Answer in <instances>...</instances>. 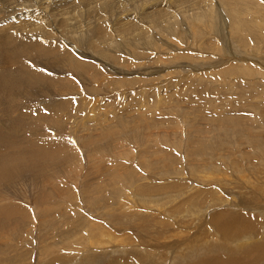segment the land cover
I'll return each mask as SVG.
<instances>
[{
    "label": "rangeland",
    "instance_id": "obj_1",
    "mask_svg": "<svg viewBox=\"0 0 264 264\" xmlns=\"http://www.w3.org/2000/svg\"><path fill=\"white\" fill-rule=\"evenodd\" d=\"M0 1V264L45 258L51 234L81 238L127 177L149 186L181 168L193 187L215 168L264 171V0ZM221 176L210 187L237 200Z\"/></svg>",
    "mask_w": 264,
    "mask_h": 264
},
{
    "label": "bare ground",
    "instance_id": "obj_2",
    "mask_svg": "<svg viewBox=\"0 0 264 264\" xmlns=\"http://www.w3.org/2000/svg\"><path fill=\"white\" fill-rule=\"evenodd\" d=\"M82 2H84V0ZM39 4H43L46 6L48 5V3L44 4L43 2L42 3L40 2ZM112 5H113L112 0H106L101 2L100 4L97 5L95 4V7L106 9V6L108 7ZM226 7L228 6L226 5ZM227 10L230 13V10L229 9ZM227 10L222 15L226 17L228 16L232 34L234 32L237 33V30L239 31V27H240L239 23L241 21V16L240 18L239 16L233 17L232 14L230 15L227 13ZM231 11L233 12V9ZM156 17H160V14L155 13V15L151 16V18H156ZM209 19L210 21L212 20L211 18ZM235 20L237 22H235ZM249 23L251 24L250 20ZM200 26L199 28L202 27ZM220 26L222 30L225 28V27L223 28L221 24ZM212 28H214V26ZM199 34L201 33L199 32ZM246 35L247 34H245V36ZM246 63H248V59ZM249 64L251 65V63ZM245 156L247 155L244 154V157ZM230 161H232V159ZM248 165L249 167L242 165L243 169L240 168L236 169L230 165L229 167L230 170L221 169L220 171L218 168H215L214 172L213 170L206 173L204 172L205 174L202 177L206 180H209V182H204V181L201 182L200 180V182L204 186L202 184L200 185L197 184L198 186L190 187L191 183H189V181L185 179L186 176L183 177L187 171L185 172L181 168L179 171H177L179 174L178 176L172 174H165V175L160 174V176L166 178L167 182L170 181L178 182L167 187L169 189L175 188V190H171L170 197L168 196V199L166 200L165 199L154 200L152 198H149L150 196H144V195L163 190L167 182L154 183L149 186H142V185L136 186L139 183L134 184L135 181H133L132 179L129 180L128 177L127 178L125 177V175H121V177H124L131 182V184L129 185L131 190L127 192L126 189H121L114 192L115 190L113 189L115 196L114 198L117 199L116 207H111L110 205H108L105 208L108 209L109 212L102 210V214L92 211L93 213L92 216H90L88 212L89 216L87 215L86 217L84 216L87 225L85 228L80 230V232L84 233L82 234L83 236L81 238H80L81 235L79 236V232H78L70 237H67L66 239L58 241V243L60 242V244H51L57 242V241H53L54 236H52L51 234V236L49 237L51 240L49 244L46 245L45 252L43 253L46 255L45 258H43L44 262H42L43 259L39 258L40 257L39 254L38 257L36 256V260L37 262L41 261V263L43 264H65L64 257L62 256L65 255V257L68 258V260L70 261V262L68 261L70 264H264V220H263L264 219V202H263L264 185L262 184L255 185L258 183L256 179L264 180V171L261 172L258 169L259 167L254 165V163ZM192 168L194 169V167H191V170ZM250 168L251 169L253 168V170L256 171L257 173L253 181L247 182L243 180V178H245L246 173L249 172L248 169ZM200 171L201 170H199L198 172ZM222 172L224 176V181L228 182L230 184L229 186H232L229 189L228 188L225 189V191H227L228 194L233 193V197L238 196L237 200H232L230 199L229 196H223V194L221 195L220 192L222 191V189L220 188L222 187L221 185H223L221 184L223 182V179L221 178ZM230 172H232L233 174L235 173L234 176L238 178H229ZM215 175H217V177L212 178ZM151 177L152 179L155 180L160 179V177L153 175ZM185 184H187L188 186L184 188V191H177V188L182 187ZM237 184H242V185H237ZM121 185L122 187L128 186L126 182L125 184H121ZM213 185L214 186L219 185L220 188L218 187H217L218 189L215 187L211 188L210 186ZM135 191H137V193L139 192V194L141 195L133 196V193H135ZM124 193L127 195L125 196ZM77 207L79 209V206ZM76 215L81 216V213L79 214L78 211V214ZM87 230L89 232H87ZM65 243H69L68 244L69 246L65 247L64 245V247L60 249L59 246H62ZM59 250H62L61 251L62 255L60 254ZM37 262L35 263L37 264Z\"/></svg>",
    "mask_w": 264,
    "mask_h": 264
},
{
    "label": "snow or ice",
    "instance_id": "obj_3",
    "mask_svg": "<svg viewBox=\"0 0 264 264\" xmlns=\"http://www.w3.org/2000/svg\"><path fill=\"white\" fill-rule=\"evenodd\" d=\"M42 71H47L46 69L42 70Z\"/></svg>",
    "mask_w": 264,
    "mask_h": 264
}]
</instances>
